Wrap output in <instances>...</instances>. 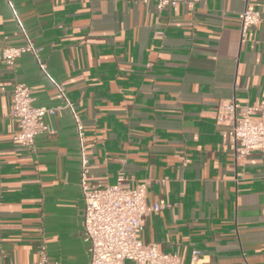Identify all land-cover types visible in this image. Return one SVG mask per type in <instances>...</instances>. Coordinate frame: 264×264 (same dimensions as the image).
<instances>
[{"label": "crops", "instance_id": "crops-1", "mask_svg": "<svg viewBox=\"0 0 264 264\" xmlns=\"http://www.w3.org/2000/svg\"><path fill=\"white\" fill-rule=\"evenodd\" d=\"M261 21L241 33L239 12ZM41 50L0 61V264H88L81 145L91 185L119 172L150 212L139 237L201 264H264V151L238 157L222 104L264 108V0H0V53L24 35ZM61 109L32 147L13 141L12 88ZM125 264H133L126 260Z\"/></svg>", "mask_w": 264, "mask_h": 264}, {"label": "built area", "instance_id": "built-area-1", "mask_svg": "<svg viewBox=\"0 0 264 264\" xmlns=\"http://www.w3.org/2000/svg\"><path fill=\"white\" fill-rule=\"evenodd\" d=\"M148 1V0H144ZM158 10L186 0H152ZM241 33L261 21L257 11L244 9L239 12ZM41 46L31 37L24 35L20 44H7L0 53V61L13 65L15 59L24 53L38 56ZM56 105L34 104L32 90L24 82L13 85L11 115L18 130L13 141L25 147H32L35 137L49 129L48 119L61 109H68L75 118L77 136L84 139L83 124L74 113L73 103L62 92ZM216 119L229 126L230 142L238 157H246L254 150L264 151V108L256 106L239 107L235 102L220 105ZM89 159L81 145L80 189L83 199V239L88 243V264H201L199 250L191 252L189 261L184 263L174 253L158 251L153 243L144 242L139 234L145 218L150 212L170 206L163 199L146 201V183L134 187L128 185L127 177L119 172L114 184L93 186L88 181ZM40 259L27 263L8 264H60L48 260L44 247Z\"/></svg>", "mask_w": 264, "mask_h": 264}]
</instances>
